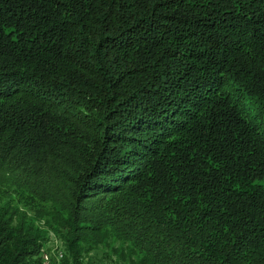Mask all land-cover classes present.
<instances>
[{
	"label": "trees",
	"instance_id": "obj_1",
	"mask_svg": "<svg viewBox=\"0 0 264 264\" xmlns=\"http://www.w3.org/2000/svg\"><path fill=\"white\" fill-rule=\"evenodd\" d=\"M54 244L264 264V0H0V264Z\"/></svg>",
	"mask_w": 264,
	"mask_h": 264
},
{
	"label": "rangeland",
	"instance_id": "obj_2",
	"mask_svg": "<svg viewBox=\"0 0 264 264\" xmlns=\"http://www.w3.org/2000/svg\"><path fill=\"white\" fill-rule=\"evenodd\" d=\"M36 121H38L42 124L43 117L40 119H37ZM42 126H44V125H42ZM88 136L89 135L86 133L84 128L79 126V127H76L70 131H64V135H62V138L66 142H68V144L70 146L76 148V147H79L80 145L84 144V142L88 139Z\"/></svg>",
	"mask_w": 264,
	"mask_h": 264
},
{
	"label": "built area",
	"instance_id": "obj_3",
	"mask_svg": "<svg viewBox=\"0 0 264 264\" xmlns=\"http://www.w3.org/2000/svg\"><path fill=\"white\" fill-rule=\"evenodd\" d=\"M56 243V242H54ZM56 254L57 257H61L62 250L57 247V244L52 245L50 249L44 248V246L41 248V254L43 257V264H48L50 262V257H52V254Z\"/></svg>",
	"mask_w": 264,
	"mask_h": 264
},
{
	"label": "bare ground",
	"instance_id": "obj_4",
	"mask_svg": "<svg viewBox=\"0 0 264 264\" xmlns=\"http://www.w3.org/2000/svg\"><path fill=\"white\" fill-rule=\"evenodd\" d=\"M43 258V257H42Z\"/></svg>",
	"mask_w": 264,
	"mask_h": 264
}]
</instances>
